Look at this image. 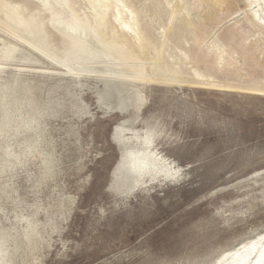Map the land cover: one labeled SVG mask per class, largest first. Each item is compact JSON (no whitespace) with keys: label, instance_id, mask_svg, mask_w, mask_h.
Here are the masks:
<instances>
[{"label":"rangeland","instance_id":"rangeland-1","mask_svg":"<svg viewBox=\"0 0 264 264\" xmlns=\"http://www.w3.org/2000/svg\"><path fill=\"white\" fill-rule=\"evenodd\" d=\"M45 2L0 0V264H264V0H62L108 62Z\"/></svg>","mask_w":264,"mask_h":264},{"label":"bare ground","instance_id":"bare-ground-1","mask_svg":"<svg viewBox=\"0 0 264 264\" xmlns=\"http://www.w3.org/2000/svg\"><path fill=\"white\" fill-rule=\"evenodd\" d=\"M45 3L53 12L54 26L62 34L72 38V43L75 47H82L80 49L85 50L87 49L93 58L97 59V57H99L105 62L120 59V51L115 49L116 47L114 48L110 43L102 41L97 34L92 33L84 24L73 19L68 14V11L64 9V2H62V0H46ZM155 136L153 129L146 128L142 132L133 130L131 131L130 136H123L118 139L117 142L122 147V158L119 160V167L124 173V176L122 175L123 177L120 180L122 185L126 184V188H128L127 185L132 187L142 184L146 178L149 180L156 176H165L173 179L176 176L178 169L174 168L165 158L156 155L155 151L152 150V145L154 143L153 139ZM27 232V238H30L32 232H30V230Z\"/></svg>","mask_w":264,"mask_h":264}]
</instances>
